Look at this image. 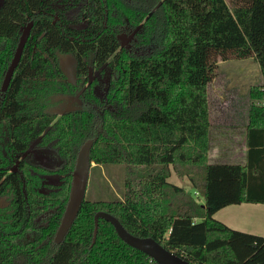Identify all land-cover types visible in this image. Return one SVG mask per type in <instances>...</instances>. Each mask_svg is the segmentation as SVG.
Segmentation results:
<instances>
[{
  "label": "trees",
  "instance_id": "trees-1",
  "mask_svg": "<svg viewBox=\"0 0 264 264\" xmlns=\"http://www.w3.org/2000/svg\"><path fill=\"white\" fill-rule=\"evenodd\" d=\"M65 55L76 61L75 82L61 70ZM249 58L263 84L250 88L246 163H210L209 105L215 117L229 107L216 83L208 105L207 86L220 63ZM97 71L102 83L93 79ZM263 99L264 0H3L0 264H157L106 220H99L94 241L100 211L192 264H264L263 236L215 218L231 205H264ZM242 105L233 102L232 110ZM88 140L91 162L138 171L125 181L122 198L85 199L57 245L78 152ZM173 174L187 178L203 202L171 183Z\"/></svg>",
  "mask_w": 264,
  "mask_h": 264
},
{
  "label": "rangeland",
  "instance_id": "rangeland-1",
  "mask_svg": "<svg viewBox=\"0 0 264 264\" xmlns=\"http://www.w3.org/2000/svg\"><path fill=\"white\" fill-rule=\"evenodd\" d=\"M1 3L2 0H0V5ZM133 35L134 32L127 34L124 38V42L128 44L131 41ZM217 72L218 73L216 77H218V82L215 83L218 84L219 93L222 94L221 96L228 102L226 106L229 107V110L227 109V111H231L232 108H235L233 106V102H237L238 104H243L241 107V109H243L242 112H247V110L250 109V102L248 100L250 98V88L262 84V74L258 62L253 58L225 61L219 64ZM94 75H99V71L95 72ZM220 99L221 98H219V100ZM220 102H222V99ZM258 104L264 105V99L261 102H258ZM222 118L225 117L223 116ZM227 127L228 126H225V128L216 129L217 131L215 134L220 132L219 135H229L230 129ZM211 155L213 161L215 158L213 150L211 151ZM222 157L219 158L220 161H224V158ZM225 160L230 161L229 158H225ZM131 170L134 171L133 174H131ZM137 171V167L126 164H109L102 165L100 167L95 162H91L90 177L85 199L90 201H112L122 198L125 181L127 178H135V173ZM169 181L178 186L189 189V191L194 195L199 203L203 202V198L195 189L192 188V186H190L187 179H181L173 174ZM243 206L244 207L242 208H245L246 212L249 211V214L245 213L244 211L239 212V215H236V213L231 214V209L226 208L222 210L215 218L217 220L221 219V221L222 219L229 221L230 218L233 217L232 221L236 227H233V229L246 233L259 232L260 230L258 229L264 228V205L246 203ZM254 234L257 235V233Z\"/></svg>",
  "mask_w": 264,
  "mask_h": 264
},
{
  "label": "water",
  "instance_id": "water-1",
  "mask_svg": "<svg viewBox=\"0 0 264 264\" xmlns=\"http://www.w3.org/2000/svg\"><path fill=\"white\" fill-rule=\"evenodd\" d=\"M3 1V0H2ZM2 4V3H1ZM33 22H29L22 30L20 40L12 59V62L6 72L2 91L6 92L10 82L13 78L16 68L22 58L25 46L30 38L31 31L33 28ZM76 64L75 59L72 55H66L61 58L60 67L62 72L67 76L68 80L75 82L73 67ZM93 140L86 141L78 152L76 159L75 168L72 175V185L69 200L61 219L59 228L55 235V243L60 245L68 232L70 231L75 219L77 218L83 202L86 198L87 187L90 177L91 159L90 154L93 147ZM95 230H94V241L97 235L99 220L103 219L111 223L115 228L118 236L129 246L140 250L147 254L157 264H192L186 259L176 255L175 253L167 250L160 243L155 241L153 238H141L129 233L121 222L113 215L100 211L95 214Z\"/></svg>",
  "mask_w": 264,
  "mask_h": 264
},
{
  "label": "crops",
  "instance_id": "crops-1",
  "mask_svg": "<svg viewBox=\"0 0 264 264\" xmlns=\"http://www.w3.org/2000/svg\"><path fill=\"white\" fill-rule=\"evenodd\" d=\"M217 80H218V77H215L214 80L207 86L208 105H209V89H210V86L213 85L215 83V81H217ZM262 84H263V78H262ZM248 100L251 103L250 98ZM223 116L225 118H222ZM209 120H210V124H211L210 132H209V161H210V163H216V164L229 163V164L245 165L246 155H247V150H248L247 133H248V126H249V122H250L249 109L245 113L242 111H238V110H231V111L225 110L224 112L220 113V116L215 117L212 115L211 110H210V105H209ZM225 126H228L227 128L230 129L229 135H219L220 132H217V134H215V132L217 131L216 129L225 128ZM212 150H213V153L215 155V158L213 159V161H212V155H211ZM222 156H224V157H222ZM220 157L224 158L223 159L224 161H220V159H219ZM225 158H229L230 161L225 160ZM98 166L101 167V165H98ZM185 179H187V178H185ZM244 204H246V203H243L241 205H231V206H228L226 208L231 209V211H230L231 214L236 213V215H239V212H242V211L249 214L250 213L249 211H248L249 212L248 213L245 211V208H242V207H244L243 206ZM226 208H224V209H226ZM224 209H222V210H224ZM222 210L217 212L215 214V217ZM232 218L233 217H231L229 221H225V219L224 220L222 219V221H221V219H219V220L233 229V227L234 228H236V227L233 224L234 222L232 221ZM258 230H260V231L254 232V233H257V235L264 237V228H260ZM254 233H250V234H254Z\"/></svg>",
  "mask_w": 264,
  "mask_h": 264
},
{
  "label": "flooded vegetation",
  "instance_id": "flooded-vegetation-1",
  "mask_svg": "<svg viewBox=\"0 0 264 264\" xmlns=\"http://www.w3.org/2000/svg\"><path fill=\"white\" fill-rule=\"evenodd\" d=\"M65 56H66V55H65ZM62 57H64V56H62ZM62 57H61V58H62ZM60 61H61V60H60ZM75 65H76V64H75ZM75 65H74V67H73V72L75 71ZM97 77L100 78L99 75H96V76L94 75L93 79H94V78H97ZM74 78H75V72H74ZM93 79H92V80H93ZM75 80H76V78L74 79V81H75ZM100 80H101V81H100L101 83H102V81H105V79L102 80L101 78H100ZM90 83H91V80H90V82H89L88 84H90ZM88 84H87V85H88ZM42 160H43L44 162H48V163H51V162H52V161H51V160H52L51 157L44 156V155L42 156ZM52 181H53L54 183H57V182H58V178L53 177Z\"/></svg>",
  "mask_w": 264,
  "mask_h": 264
}]
</instances>
